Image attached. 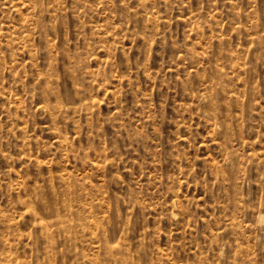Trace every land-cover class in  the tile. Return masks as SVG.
<instances>
[{"label":"rangeland","instance_id":"374dc122","mask_svg":"<svg viewBox=\"0 0 264 264\" xmlns=\"http://www.w3.org/2000/svg\"><path fill=\"white\" fill-rule=\"evenodd\" d=\"M0 264H264V0H0Z\"/></svg>","mask_w":264,"mask_h":264}]
</instances>
